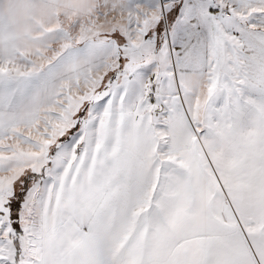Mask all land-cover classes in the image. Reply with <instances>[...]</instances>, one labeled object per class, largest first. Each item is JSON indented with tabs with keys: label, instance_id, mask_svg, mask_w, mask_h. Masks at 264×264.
Instances as JSON below:
<instances>
[{
	"label": "snow or ice",
	"instance_id": "obj_1",
	"mask_svg": "<svg viewBox=\"0 0 264 264\" xmlns=\"http://www.w3.org/2000/svg\"><path fill=\"white\" fill-rule=\"evenodd\" d=\"M0 264H264V0H0Z\"/></svg>",
	"mask_w": 264,
	"mask_h": 264
}]
</instances>
